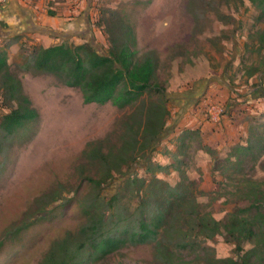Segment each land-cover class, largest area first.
I'll list each match as a JSON object with an SVG mask.
<instances>
[{"label": "rangeland", "instance_id": "obj_1", "mask_svg": "<svg viewBox=\"0 0 264 264\" xmlns=\"http://www.w3.org/2000/svg\"><path fill=\"white\" fill-rule=\"evenodd\" d=\"M24 1L53 16L68 13L75 20L85 13L90 23L85 42L102 54L110 47L98 25L102 9L124 15L135 27L140 52L158 51V76L169 99L171 117L152 155L167 169H157L156 175L173 185L187 175L202 208L217 219L252 203L264 209V148L241 163L232 157L233 147L246 145L252 133L264 136L259 133L264 129V49L258 47L264 19H258L260 12L249 0ZM80 2L83 8H77ZM79 28L73 21V31ZM25 36L20 47L6 49L40 119L16 137L6 157L0 156V264H46L56 242L78 231L87 219L84 201L94 192L88 177H98L103 169L85 150L97 142L103 152H116L132 112L111 102L85 103L80 89L52 75L22 71L19 65L34 47ZM11 41L16 39H0V47ZM8 111L0 99V116ZM187 129L197 133L187 136L183 161L172 164ZM140 163L130 171L148 182L151 175ZM124 177L115 175L101 193L112 197L122 191V199L134 207L137 196ZM255 212L252 206L250 214ZM200 243L196 251L177 254L172 264H206L210 254L235 255L234 243L223 234L204 236ZM204 245L210 248L203 251ZM90 264L165 263L155 258L152 244H126Z\"/></svg>", "mask_w": 264, "mask_h": 264}, {"label": "trees", "instance_id": "obj_2", "mask_svg": "<svg viewBox=\"0 0 264 264\" xmlns=\"http://www.w3.org/2000/svg\"><path fill=\"white\" fill-rule=\"evenodd\" d=\"M243 1L226 0L228 4ZM249 1L259 10L258 19H264V0ZM98 25L110 42L107 54L88 42L73 45L64 41L48 47L35 45L26 51L19 65L24 72L52 75L60 83L80 89L85 103L111 102L120 109H132L116 152H103L97 142L90 143V152L85 150L103 167L98 177H88L94 192L84 201L87 219L74 235L56 242L46 264H90L126 244H152L155 258L172 264L177 254L198 250L201 238L212 234H223L234 243L235 255L210 254L206 264H264V209L260 202L251 204L256 208L253 214L250 205L225 219H217L211 211L202 208L195 183L187 175L180 185L156 175L157 169H167L153 160L152 155L171 117L166 89L158 76V51L149 49L141 53L135 27L117 10L102 9ZM12 42L0 47V99L9 110L0 116V156L3 157L9 154L16 137L40 119L21 76L9 62L6 48ZM258 47L264 49V28L258 31ZM195 133L192 129L183 133V145L178 155L174 154L176 159L172 164L183 161L184 142ZM259 133L263 134L264 129ZM246 142L233 147L232 157L237 163L264 148L263 135L254 138L252 133ZM140 161L151 175L148 182L130 171ZM115 175L125 176L123 183L135 192L134 207L122 199V191L112 197L102 196V185ZM202 248L206 251L210 247Z\"/></svg>", "mask_w": 264, "mask_h": 264}, {"label": "crops", "instance_id": "obj_3", "mask_svg": "<svg viewBox=\"0 0 264 264\" xmlns=\"http://www.w3.org/2000/svg\"><path fill=\"white\" fill-rule=\"evenodd\" d=\"M84 4L80 2L77 6L83 8ZM68 9V10H67ZM66 12L70 11V5L66 7ZM86 12V11H85ZM77 23L80 28L74 32L72 22ZM89 21L82 14L77 19H73L68 13L53 16L36 7H28L24 0H3L0 2V39L13 40L10 45L11 50L20 47V42L26 39V36L32 38L29 46L43 45L45 47L55 45L76 38L77 42L85 43L86 35L89 29ZM23 36V37H21ZM24 41V40H23ZM27 46V45H25ZM27 46V48H31Z\"/></svg>", "mask_w": 264, "mask_h": 264}]
</instances>
